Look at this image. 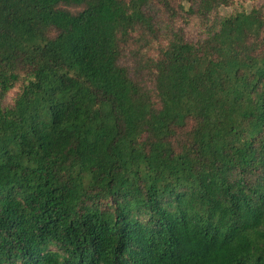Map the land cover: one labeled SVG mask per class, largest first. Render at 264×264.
I'll return each mask as SVG.
<instances>
[{"label":"trees","instance_id":"16d2710c","mask_svg":"<svg viewBox=\"0 0 264 264\" xmlns=\"http://www.w3.org/2000/svg\"><path fill=\"white\" fill-rule=\"evenodd\" d=\"M0 264H264V0H0Z\"/></svg>","mask_w":264,"mask_h":264},{"label":"rangeland","instance_id":"374dc122","mask_svg":"<svg viewBox=\"0 0 264 264\" xmlns=\"http://www.w3.org/2000/svg\"><path fill=\"white\" fill-rule=\"evenodd\" d=\"M13 94H14V92H13L12 94H10V95H9V97H12V96H13Z\"/></svg>","mask_w":264,"mask_h":264}]
</instances>
